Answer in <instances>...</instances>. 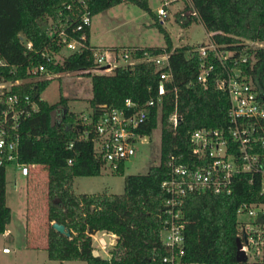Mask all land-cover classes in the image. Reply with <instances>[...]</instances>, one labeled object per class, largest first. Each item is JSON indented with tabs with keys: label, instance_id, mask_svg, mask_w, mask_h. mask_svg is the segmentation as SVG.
Segmentation results:
<instances>
[{
	"label": "trees",
	"instance_id": "16d2710c",
	"mask_svg": "<svg viewBox=\"0 0 264 264\" xmlns=\"http://www.w3.org/2000/svg\"><path fill=\"white\" fill-rule=\"evenodd\" d=\"M123 2L134 3L152 14L166 40L163 46H124L129 48L132 57L170 52L167 69L172 77L165 82L163 103L159 108H152L149 119L139 129L150 136L160 118L161 160L151 165L147 173L126 175L123 193H78L74 189L75 177L98 175L105 165L91 135L84 131L88 128L93 133V124H85L84 116L69 108L67 97L49 102L42 93L53 79L45 75L92 68L95 45L91 44V29L87 27L89 46L81 52L63 54L58 34L51 36L50 31L77 25L83 11L88 10L93 16ZM187 2V8H194L198 15H191L185 24L199 20L212 40L235 52L237 65L243 68L264 106V45L250 46V41L264 42V0ZM22 37L32 41L35 48L28 50ZM201 44L175 46L149 0H0V81L26 80L13 85L11 92L23 97L27 94L30 98L19 125L15 128L7 124L8 136L17 137L21 163L43 165L48 169V219L52 223H64L71 232L70 236L62 234L51 223L47 246L50 258L62 262L83 260L87 264H159L168 254L161 229L168 199L163 182L171 176L168 163L171 156L190 168L206 164L210 159H201L195 153L192 139L193 131L201 127L223 130L232 139L230 97L226 91L218 89L215 82L221 65L215 61L217 70L207 86L198 79ZM47 53L52 60H48ZM244 56L246 62L241 60ZM42 63L46 66L44 76L28 80L37 75L33 70ZM86 74L92 83L89 115L95 120L105 107L125 106L127 98L143 106L158 95L161 81L160 70L153 61H136L121 64L111 72L87 71ZM175 111L178 113L176 125L170 120ZM239 125L250 129L253 139L250 151L260 156V165L264 168V117H244ZM231 148L239 152L237 143ZM122 169L123 164L114 170ZM262 173L240 172L231 194L196 190L186 195L184 261L237 263V210L243 202H264ZM11 219L12 209L7 202V163L0 162V233L6 230ZM99 230L116 235L110 257L95 254L93 234Z\"/></svg>",
	"mask_w": 264,
	"mask_h": 264
},
{
	"label": "built area",
	"instance_id": "2783aa9c",
	"mask_svg": "<svg viewBox=\"0 0 264 264\" xmlns=\"http://www.w3.org/2000/svg\"><path fill=\"white\" fill-rule=\"evenodd\" d=\"M169 3L170 0H164V6L158 12L159 17L169 16L166 7ZM182 14L190 17L191 15L197 16L198 12L194 8H189ZM78 19L79 23L70 24L72 25L70 29L61 28L55 32L53 28L50 31L51 36L58 34L57 37L63 47L74 52L84 51L89 46L86 28L91 26L92 15L86 10ZM77 32L79 36L75 35ZM21 41L28 50L35 48L32 41L25 40L24 37ZM92 50L95 65L84 70L85 72L113 70L121 65L120 60L126 61V64L136 61H153L156 69L160 70L161 81L158 95L151 97L143 106L138 105L132 98H127L123 107H105L96 120L90 115L83 117L85 124L91 122L93 124V133L88 128L84 129L86 135H91L95 148L102 155L105 164L114 170L136 153L137 141L150 140V136L139 129L149 119L152 108L155 106L159 108L163 103V96L166 93L165 82L172 77V73L167 69L170 64V52L133 58L129 48L126 47L94 46ZM199 52L202 62L198 79L203 85L209 84L210 77L217 70L216 62L221 65L215 82L217 88L226 91L230 97L229 114L232 121L230 127L232 139L223 130L201 127L193 131L192 139L195 153L201 159H210L206 164L190 168L187 164L178 163L176 157L171 156L168 162L171 166V176L163 182L168 199L161 229L162 242L168 254L159 264H203L183 260L185 243L183 204L190 191L210 190L220 194H231L235 177L240 172H264V168L260 165V156L250 151L253 140L250 129L239 125V120L244 117H264V106L259 101L257 92L253 89L243 68L237 65L238 57L233 50L219 46L209 37L207 43L200 45ZM46 55L48 60H52L48 53ZM241 60L246 62L247 57L244 56ZM232 63L233 65L230 66ZM33 71L37 75L28 80L41 79L46 66L42 63ZM53 75L55 74H47L44 77L52 78ZM25 81L23 79L0 81V162L7 164L15 162L21 173L29 175L38 164H23L19 161L17 137L9 138L6 128L8 123L15 128L19 125L20 117L25 113L24 106L30 103L27 94L23 97L17 92H11L13 85H19ZM32 106L33 110L37 109L35 104ZM170 120L174 125L177 124V111L170 116ZM233 143H237L238 153L231 148ZM237 213L239 217L237 239L241 243L239 250L245 252L247 259L237 261L236 264H264V202H243ZM243 215L247 218H242ZM112 235L114 240L111 244L113 246L116 243V235L114 233ZM4 251H10V248L5 247Z\"/></svg>",
	"mask_w": 264,
	"mask_h": 264
},
{
	"label": "rangeland",
	"instance_id": "374dc122",
	"mask_svg": "<svg viewBox=\"0 0 264 264\" xmlns=\"http://www.w3.org/2000/svg\"><path fill=\"white\" fill-rule=\"evenodd\" d=\"M187 0H170L166 6L168 17H159L158 12L164 6V0H149V4L159 21L170 32L175 46L187 44H201L209 41V33L199 20L189 24L190 17L182 13L188 11ZM156 18L140 6L123 2L112 6L92 16L90 26V41L96 47H119L128 45L163 46L165 35L155 24ZM264 45L262 41H251L250 46ZM70 50L63 47L62 53L68 54ZM120 60V64H126ZM108 70L107 72H111ZM94 72V71H93ZM43 98L49 102L58 101L61 96L68 98V106L80 116L89 115L92 106L89 97L92 95L91 77L83 71H67L53 75L49 86L42 93ZM162 124L160 118L153 129L150 140L137 141L136 153L123 163L119 172L105 164L98 175L76 176L74 189L76 192H103L123 193L125 191V177L130 173H147L150 166L158 164L161 160ZM7 173H21L15 162L7 164ZM49 175L48 169L43 165L33 168L27 181L30 194L44 200V207L34 206L27 210L14 202L10 196L13 210L10 236L0 235V243L7 244L13 250L10 257L16 258L14 264H87L83 260L59 261L49 257L48 232L45 217L49 208ZM31 197H33L31 195ZM47 201V202H46ZM47 205V207H46ZM242 218H247L245 215ZM114 238L112 233L99 230L93 234V243L102 257L110 256V248ZM47 244V245H46ZM4 257V256H3ZM9 257V256H8ZM5 258V257H4Z\"/></svg>",
	"mask_w": 264,
	"mask_h": 264
},
{
	"label": "crops",
	"instance_id": "0c3cea01",
	"mask_svg": "<svg viewBox=\"0 0 264 264\" xmlns=\"http://www.w3.org/2000/svg\"><path fill=\"white\" fill-rule=\"evenodd\" d=\"M210 35V34H209ZM128 46H139V45H128ZM111 48V47H110ZM29 175H24L23 173H12L10 176L7 173V202L10 205L11 209L12 206L10 204V196L14 200V202L20 203V206L26 207L27 210L30 211V209H33L34 206H42L44 207V200H40L39 197H37L34 194H30L26 185L28 181ZM31 195L33 197H31ZM47 202V201H46ZM47 207V205H46ZM12 219H13V210H12ZM11 222L8 224L6 230L3 233L4 236H10L13 233V230L11 228ZM45 223L47 231L49 230V227L52 222L48 219V213L45 217ZM47 245V244H46ZM5 247H9L7 244H1L0 243V264H14L16 263L15 257H10L9 254L13 252V250L10 248V251H4ZM5 258H4V257ZM9 256V257H8Z\"/></svg>",
	"mask_w": 264,
	"mask_h": 264
},
{
	"label": "water",
	"instance_id": "95a60500",
	"mask_svg": "<svg viewBox=\"0 0 264 264\" xmlns=\"http://www.w3.org/2000/svg\"><path fill=\"white\" fill-rule=\"evenodd\" d=\"M52 226H53L54 229H56L58 232H60L62 234H65L67 236L71 235L70 229L64 223H60V222L54 221L52 223ZM237 247H238V250H237V261H245L247 259V256H246L244 251L239 250V248L241 247V243H240V241L238 239H237ZM95 254L96 255L99 254L97 252V250H95Z\"/></svg>",
	"mask_w": 264,
	"mask_h": 264
}]
</instances>
